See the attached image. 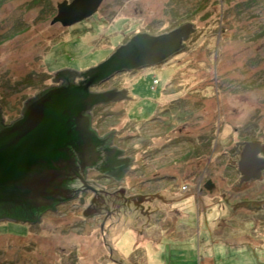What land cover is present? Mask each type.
Instances as JSON below:
<instances>
[{"label": "rangeland", "instance_id": "rangeland-1", "mask_svg": "<svg viewBox=\"0 0 264 264\" xmlns=\"http://www.w3.org/2000/svg\"><path fill=\"white\" fill-rule=\"evenodd\" d=\"M62 1L0 0L6 123L22 117L24 102L62 84L53 80L58 71L97 67L138 33L161 35L188 23L196 30L164 62L90 87L98 94L127 90L91 111L99 134L115 130L113 147L124 150L118 157L134 158L120 184L101 181L113 200L100 199L85 215L96 191L87 188L84 203L57 204L39 223L0 220V264H122L113 252L129 244L145 246L149 255L133 254L144 264H264V180L240 186L229 166L238 164L233 150H244L245 140L264 139V0H104L96 15L71 26L53 22ZM158 170L177 177L161 184ZM121 188L130 192L125 198ZM139 192L152 211L160 206L153 199L164 197L165 214L127 206ZM145 232L155 239L143 240Z\"/></svg>", "mask_w": 264, "mask_h": 264}, {"label": "water", "instance_id": "water-1", "mask_svg": "<svg viewBox=\"0 0 264 264\" xmlns=\"http://www.w3.org/2000/svg\"><path fill=\"white\" fill-rule=\"evenodd\" d=\"M102 1L63 0L58 3L53 22L64 26L81 22L94 15ZM192 25L188 23L161 35H134L97 67L85 72L71 70L72 80L77 76L85 78L81 90L75 88L81 80L47 88L43 95L37 97L39 93L24 102L22 117L11 125L3 124L0 108V220L36 222L45 212L56 210L57 204L77 195L78 189L72 187L74 179L84 182L85 169L105 158L103 139L91 129V117L86 112L91 113L100 102L123 98L127 93L126 89L91 93L90 87L118 71L164 62L186 45L183 41L196 30ZM65 70L70 69L58 71L53 80H62L58 75H65ZM114 132L108 134L113 137ZM99 143L103 144L100 148ZM119 151V155L124 153V150ZM88 181L97 194L109 193L103 190L104 186ZM121 190L123 188L118 191ZM99 200L88 209L94 204L98 207Z\"/></svg>", "mask_w": 264, "mask_h": 264}, {"label": "flooded vegetation", "instance_id": "flooded-vegetation-1", "mask_svg": "<svg viewBox=\"0 0 264 264\" xmlns=\"http://www.w3.org/2000/svg\"><path fill=\"white\" fill-rule=\"evenodd\" d=\"M71 1L72 0H69V2H71ZM103 2H104V0L102 1L101 5L103 4ZM101 5L99 6L98 11H99ZM57 10H58V7H57ZM97 12L94 15H96ZM193 34L194 33H190L188 38L185 39V40L190 39V37ZM184 45H185V41H184ZM65 72H67L65 75H61V74L58 75V77L63 78V79H62V84H59L57 87L63 86L66 82L71 81L72 78L69 75L72 74L73 72H71V70H65ZM82 81L83 80H81L80 83ZM54 87H56V85ZM54 87H51V88H54ZM51 88H49V89H51ZM45 90H44V92L42 91V93H40L37 97L43 95L47 91V90L46 91ZM86 114L87 115L90 114L91 118L93 117L92 116V112L91 113L86 112ZM2 116H3V114H2ZM18 120H15L14 122H16ZM14 122L12 121L11 124H13ZM3 124L5 126L11 125V124L5 122V117L3 118ZM93 127L94 126L92 125L91 129L95 130L97 132L99 138L103 139V143H104L105 146L102 147L103 148L102 152H103V157L105 156V158H104V160L102 162L100 161L99 163H95L94 165H92L94 170L93 169H90V170L94 171V172H91V171L86 172V169L88 168L87 167L85 169V171H84V174L81 173L84 176V179H85L84 182H82L79 178H75L74 179L72 187L75 190L78 189V192H77L76 196L74 195V198L69 199V200H71V203H72V201H76V202L79 201L80 204L84 203L83 201H85V199L83 198L82 194L85 196L87 193H90V192L86 191L87 188H92L93 190L95 189V187L90 185V182L87 180V179H89V177L94 179V185H97L98 187H100V185H103V182H101L102 180L107 181V183H109L110 187H111L112 184H114V183L115 184H120V182H121L120 179H122V178L124 179L125 178V175H127V173L129 172L130 168L132 167V164L134 163L133 157H131V158L130 157L129 158H124V157L120 158V157H118V155L120 154L121 151H119L117 148L113 147V141L115 143V139H113L111 134H102V133L99 134L98 130L96 128L94 129ZM180 129H182V128H180ZM201 137L204 138V136H201ZM169 142H170V144H175L174 140L173 141L171 140ZM102 145L103 144L99 143V147L98 148H100ZM246 145H247V148L246 149L244 148V150H242V151L240 150V148L237 149L236 151L233 150V154L238 157V161H237L238 164H236L234 160L232 162H230V164H229V166L232 167V169H234L237 173H239V175L241 177L240 178L241 179L240 180V186L243 185L244 183L249 182V181L246 182L245 180H250V181L258 180V179L264 180V139L262 141H260V140H258V141L245 140V146ZM162 148L163 147L159 148L160 152H162V150H163ZM243 157H245V158L242 161ZM205 166H208V165L205 164ZM89 167H91V166H89ZM157 175H158V179L157 180H159L161 182V184L166 183V182H170V181H175V179L177 177L174 172L172 173L169 170H168V172H167V170L166 171L158 170ZM78 179L80 180V182H79ZM207 185H210V183H207ZM115 186H118V185H115ZM124 187H127V186L124 185ZM158 190H160V189H158ZM127 192L130 193L129 191H125L124 188H123V190L119 191V193L124 195V198H125V196H127V194H128ZM156 192L161 194V191H156ZM140 193L141 192H139L138 194L132 195V197L129 196V199L127 201H125L126 204H128L127 206H134V208L136 210H138V211L140 210V212L144 216H147V215L150 216L151 213H155V212H158L159 215L165 214L163 212L164 210H163L162 205H161L162 201L166 202V199L164 197H161L158 194V197L153 199V200H159L158 202H159L160 206H159V208L158 207L154 208L155 210L152 211L151 209H153V208H147L146 207L147 208L146 209L145 207H142L143 204H141L140 201H142L144 199V197H143L144 193H141V194ZM94 195H95V200H94L95 203H97L96 201H97L98 198L103 200V201H105V202H107L108 200H111V199L113 200V195H108V196L107 195H103L102 196L101 193L98 192V194H97L96 191H94ZM116 197H117L116 201H118V198L122 199V197H120V196H116ZM145 201H146V199H145ZM68 202L70 203V201L65 200L62 203L67 205V204H69ZM62 203H60V204H62ZM73 204L77 205V203L76 204L73 203ZM107 204L108 203H106V206H105L106 210L103 209V210H105V212L104 211L103 212L105 213V216H107V218H108V217H111L109 215H110V213L113 210H109ZM127 206L124 205V207H127ZM95 207H97V206H95V204H94V206L91 207L90 209H86L85 213L86 214L94 213L97 210ZM110 208L112 209L111 206H110ZM116 210L118 211L119 209H116ZM49 211H54V210H49ZM47 212H45L40 217V220L36 221V222H34V221H32V222L31 221H21V220H17V221H14V222H20V223H23V224H36V223H39L40 221H42L43 216L46 215ZM113 262L115 264H119L120 263V261H118V260H113Z\"/></svg>", "mask_w": 264, "mask_h": 264}, {"label": "crops", "instance_id": "crops-1", "mask_svg": "<svg viewBox=\"0 0 264 264\" xmlns=\"http://www.w3.org/2000/svg\"><path fill=\"white\" fill-rule=\"evenodd\" d=\"M141 234L142 233H140L138 235L141 236V238L143 240L152 241L153 239H155L153 236H149L148 233H146V235H144V234L141 235ZM158 234H160V236L161 235L163 236V233L161 234V233L158 232ZM136 247L138 249L135 250V249H133V246H131L129 244V247L127 248V251H122V250H120V249H122V247H119L115 252H113V256L116 257L115 256V254H116L118 256V258L122 257L123 259H125L126 260L125 263H122V264H144V260H143L144 258L143 257L140 258V255L137 256V254H138V252L143 253L142 252L143 251V247H145V246H143V247L136 246ZM135 252L137 253L136 256L138 257V259H135L136 257L133 256V254ZM147 252L148 251L144 252L143 254H145ZM147 254L149 255V252ZM152 257H158V253L156 252L155 254L152 255ZM147 258L149 259V257H147ZM108 264H115V263L114 262H110V263L108 262ZM147 264H152V263H150V261H148Z\"/></svg>", "mask_w": 264, "mask_h": 264}, {"label": "trees", "instance_id": "trees-1", "mask_svg": "<svg viewBox=\"0 0 264 264\" xmlns=\"http://www.w3.org/2000/svg\"><path fill=\"white\" fill-rule=\"evenodd\" d=\"M84 78V77H83ZM73 80L71 79V81H68V82H72ZM84 81H85V78H84V80L80 83V84H75V88L76 89H78V90H81L83 87H84V85H85V83H84ZM68 82H66L64 85H67V83ZM63 85V86H64ZM82 91H84V90H82ZM85 92V91H84Z\"/></svg>", "mask_w": 264, "mask_h": 264}]
</instances>
